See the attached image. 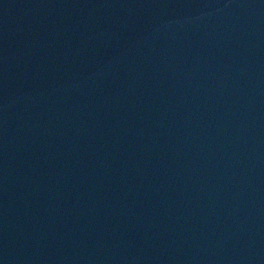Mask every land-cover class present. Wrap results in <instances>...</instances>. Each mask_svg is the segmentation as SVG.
I'll use <instances>...</instances> for the list:
<instances>
[{"label": "water", "instance_id": "95a60500", "mask_svg": "<svg viewBox=\"0 0 264 264\" xmlns=\"http://www.w3.org/2000/svg\"><path fill=\"white\" fill-rule=\"evenodd\" d=\"M0 264H264V0H0Z\"/></svg>", "mask_w": 264, "mask_h": 264}]
</instances>
